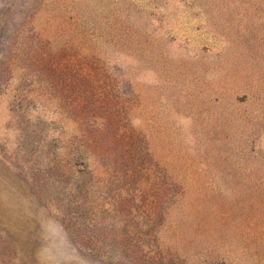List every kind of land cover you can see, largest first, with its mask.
Returning a JSON list of instances; mask_svg holds the SVG:
<instances>
[{"label": "rangeland", "instance_id": "1", "mask_svg": "<svg viewBox=\"0 0 264 264\" xmlns=\"http://www.w3.org/2000/svg\"><path fill=\"white\" fill-rule=\"evenodd\" d=\"M0 264H264V0H0Z\"/></svg>", "mask_w": 264, "mask_h": 264}, {"label": "trees", "instance_id": "2", "mask_svg": "<svg viewBox=\"0 0 264 264\" xmlns=\"http://www.w3.org/2000/svg\"><path fill=\"white\" fill-rule=\"evenodd\" d=\"M26 42H28V41H26ZM82 60L85 64H88L91 66L90 59H82ZM35 62H36V59H23V63L26 64V69L33 68V69L37 70V68H35ZM112 117H113V115H112Z\"/></svg>", "mask_w": 264, "mask_h": 264}]
</instances>
